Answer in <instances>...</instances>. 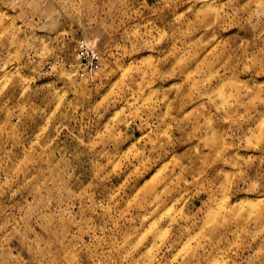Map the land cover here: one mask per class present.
<instances>
[{
    "label": "rangeland",
    "instance_id": "1",
    "mask_svg": "<svg viewBox=\"0 0 264 264\" xmlns=\"http://www.w3.org/2000/svg\"><path fill=\"white\" fill-rule=\"evenodd\" d=\"M0 264H264V0H0Z\"/></svg>",
    "mask_w": 264,
    "mask_h": 264
},
{
    "label": "built area",
    "instance_id": "2",
    "mask_svg": "<svg viewBox=\"0 0 264 264\" xmlns=\"http://www.w3.org/2000/svg\"><path fill=\"white\" fill-rule=\"evenodd\" d=\"M89 49V45L86 44L85 42H82L79 45V54L80 56L83 57L84 60H86L87 58L90 57L91 61L95 64H97L99 62V56L97 53H95L94 51L92 52H88Z\"/></svg>",
    "mask_w": 264,
    "mask_h": 264
}]
</instances>
